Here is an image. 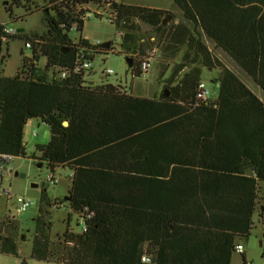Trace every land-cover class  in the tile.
I'll use <instances>...</instances> for the list:
<instances>
[{"label":"trees","instance_id":"16d2710c","mask_svg":"<svg viewBox=\"0 0 264 264\" xmlns=\"http://www.w3.org/2000/svg\"><path fill=\"white\" fill-rule=\"evenodd\" d=\"M41 1L45 36L6 35L0 22V55L8 40L32 42L28 56L20 51L15 74L0 69V153L70 173L67 200L50 202L41 192L32 257L60 264H231L236 245L254 228L264 181V101L206 41L264 93V0H171L181 14L175 23L164 22L170 14L164 9L113 0L122 54L144 55L152 37L167 59L181 52L163 81L168 96L151 98L88 80L92 67L73 73L80 51L93 60L113 50L111 41L100 48L70 36L82 32L80 8L89 0ZM205 69L217 72L211 80L218 94L195 104ZM30 119L46 124L50 138L27 152ZM55 205L75 213L85 230L70 228L68 217L52 240ZM0 252L19 257L17 240L0 236Z\"/></svg>","mask_w":264,"mask_h":264},{"label":"rangeland","instance_id":"374dc122","mask_svg":"<svg viewBox=\"0 0 264 264\" xmlns=\"http://www.w3.org/2000/svg\"><path fill=\"white\" fill-rule=\"evenodd\" d=\"M126 4H137L148 7H164V10L170 14L164 17V22L169 21L178 22L181 19V14L178 8L171 4V0H120ZM5 3L11 7L12 15L5 9ZM44 3L41 0H22L21 5L16 6L12 4V0H0V22L14 26L19 30V34H26L28 36H45L46 35V21L44 13L41 11ZM170 5V6H168ZM87 7L92 8L90 4ZM43 10V9H42ZM141 30L145 36L149 33V28L145 25H140ZM21 30V32H20ZM117 28L109 22L99 21L96 18H90L85 21L81 33H70L74 41H77L79 36L88 39L91 43L98 42V44L111 41L113 50L107 54L96 55L93 63L92 70L88 72L86 78L92 80L94 83H118L122 88H131L134 93L141 96L158 95L162 92L163 81L172 75L175 64L180 60L181 52L171 59H167L162 55L160 46L157 44L154 37L149 39L153 42L150 47L157 48L156 58L152 63L149 75L144 77H132L131 70L127 67L124 60L125 56L119 50L120 37L116 35ZM209 50L221 62L230 68L236 75H238L261 99L264 100L263 92L257 85L247 76H245L234 64V62L225 55L221 50L215 48L212 43L206 41ZM149 45V44H148ZM148 49V48H147ZM146 49V50H147ZM28 56L30 50L24 47V40L15 39L8 40L7 47L3 46L0 55V69L4 75L11 76L16 73L19 66L21 54ZM8 54V55H7ZM2 58V59H1ZM1 60L3 62H1ZM40 65H43L41 60ZM134 63L132 62V65ZM107 68L112 69V73L105 74ZM90 73H92L90 75ZM179 75V74H178ZM217 75L216 71H203L202 80L207 83L208 87L212 89L213 94L217 92L214 87L212 78ZM153 91V92H152ZM215 92V93H214ZM35 131L36 135H32ZM50 129L38 119H30L23 130V140L27 152L34 150L35 145L45 144L49 141ZM13 172H9V168L4 172L0 170V183L4 188H9L10 198L0 194V236L11 235L18 242V255L15 257L12 254L0 252V264H60L52 261L37 260L31 255V247L33 240V233L35 230V217L38 213L40 205V195L42 190L45 191L46 197L53 202L55 200H63L67 196L70 186V173L69 170L64 168H56L55 174L59 177V181L55 184L46 180L49 173V167L45 162L39 160H32L25 157H14L11 161ZM39 164V165H38ZM23 174V176H21ZM37 184V186H32ZM17 196H25L32 200V205L29 206L24 212L15 214L14 209L17 207ZM58 207H60L58 205ZM56 205L49 208L52 228L50 238L55 240L57 236L61 235L64 231L67 219H69V227L75 231L80 229L77 223V215L71 213L67 207L58 208ZM264 209V190H261L260 198L258 199L257 212L253 216L254 228L250 236L242 241L244 246V255L247 262L254 264H264V258L261 257V244H264V236L260 235V222L258 217L259 209ZM71 215L69 216V214ZM262 213V212H261ZM24 236L22 239L21 236ZM231 264H242V255L235 252L232 256Z\"/></svg>","mask_w":264,"mask_h":264},{"label":"built area","instance_id":"2783aa9c","mask_svg":"<svg viewBox=\"0 0 264 264\" xmlns=\"http://www.w3.org/2000/svg\"><path fill=\"white\" fill-rule=\"evenodd\" d=\"M112 1L113 0H89L88 4L80 8V9H83V13H82L83 21H86L87 19H90V18H96L99 21L109 22L110 24H115L117 20V10L113 6ZM90 4L93 6L92 8L87 7ZM71 30L73 32L76 30V24L72 26ZM3 31L5 32L6 35H18L19 34L18 29L9 24H5ZM116 35L121 38L123 35V32L118 30ZM31 43L32 42L30 40H25L24 47L29 48L31 46ZM91 44L99 45L100 48H104L103 46L98 44L97 41ZM156 51H157V48L152 47V48H149L144 55L133 53V54H130L131 56H128L132 58V62L134 63L133 65L128 67L131 70L132 77L146 78L149 75L150 69L152 67V63L156 58ZM93 60L88 59L87 56H85V54H83L80 51L78 55L76 56L74 65L72 67V72L73 73L87 72V70L92 67ZM112 72L113 71L111 68H107L105 70V74L107 75ZM67 74H68L67 69H63L60 73V76L66 77ZM211 96H212V89L208 87L206 82L201 80L198 83V86L196 89L195 104L208 101L211 98ZM32 135H36V132L33 131ZM14 157L15 156L10 155V154L0 153V170H3L5 172L7 168H9V172H13L14 168L12 166L11 161ZM49 170L50 171L46 176V180L53 184L57 183L59 181V177L56 176L55 170L50 169V168ZM0 194L5 195L8 198H10L11 196L9 188L2 187L1 183H0ZM16 200L18 202V205L14 209V214H12L13 216L15 214H20L24 212L29 206L32 205V200L25 196H17ZM60 206L63 207V205H60ZM262 215L264 216V209L262 210ZM80 225L83 228L82 230H85L81 221H80ZM236 251L239 253H243L244 252L243 244L236 245ZM141 260L143 262H147L148 257L144 255L142 256ZM248 264H254V263L249 262Z\"/></svg>","mask_w":264,"mask_h":264},{"label":"crops","instance_id":"0c3cea01","mask_svg":"<svg viewBox=\"0 0 264 264\" xmlns=\"http://www.w3.org/2000/svg\"><path fill=\"white\" fill-rule=\"evenodd\" d=\"M170 5H173L172 4V1H171V4ZM170 5H168V6H170ZM154 8H160V9H164V7H154ZM8 55V54H7ZM241 79V78H240ZM242 80V79H241ZM243 81V80H242ZM244 82V81H243ZM245 83V82H244ZM118 84V83H117ZM246 84V83H245ZM119 85H121V84H119ZM247 85V84H246ZM248 86V85H247ZM214 87H216L217 89V92L215 93V94H213V92H212V96H211V98H215L216 96H217V94H218V84L217 83H214ZM249 87V86H248ZM258 87V86H257ZM122 88V87H121ZM250 88V87H249ZM251 89V88H250ZM260 89V88H259ZM122 90H124V91H127V89L126 88H122ZM252 90V89H251ZM261 90V89H260ZM129 91V90H128ZM253 91V90H252ZM262 91V90H261ZM153 92V91H152ZM162 92L164 93V95L165 96H168V94H169V92H168V90H167V88H164L163 87V89H162ZM161 92V93H162ZM254 92V91H253ZM263 92V91H262ZM130 93L133 95V96H138V97H146V98H151V97H158L160 94H158V95H153V96H151V97H149L148 95H144V96H141L140 94H136V93H134V91H133V89H132V87H131V91H130ZM255 93V92H254ZM256 94V93H255ZM264 94V93H263ZM257 95V94H256ZM259 97V96H258ZM260 98V97H259ZM261 99V98H260ZM261 100H263V99H261ZM264 101V100H263ZM39 165V164H38ZM261 190H264V181H261V182H259V194H258V198H260V193H261ZM262 208H260L259 209V212H258V219H259V222H260V225H259V228H260V230H261V232H260V235L261 236H264V216L262 215ZM256 212H257V210H256ZM255 212V213H256ZM255 227V226H254Z\"/></svg>","mask_w":264,"mask_h":264},{"label":"water","instance_id":"95a60500","mask_svg":"<svg viewBox=\"0 0 264 264\" xmlns=\"http://www.w3.org/2000/svg\"><path fill=\"white\" fill-rule=\"evenodd\" d=\"M116 1H120V0H116ZM100 45L103 47H107L109 45V43L107 41H105V42L100 43ZM124 60L127 64V67H130L132 65V58L131 57L125 56ZM64 124L66 125L67 122L65 121ZM21 176H23V174H21ZM32 186H37V184H32ZM64 199L67 200V197H64ZM21 238L23 239L24 236L22 235Z\"/></svg>","mask_w":264,"mask_h":264}]
</instances>
